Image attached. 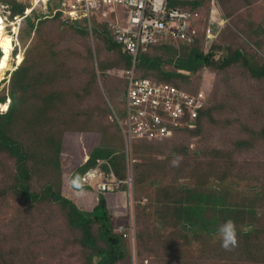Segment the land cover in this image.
I'll return each mask as SVG.
<instances>
[{"label": "rangeland", "instance_id": "obj_1", "mask_svg": "<svg viewBox=\"0 0 264 264\" xmlns=\"http://www.w3.org/2000/svg\"><path fill=\"white\" fill-rule=\"evenodd\" d=\"M214 2L232 20L233 27L234 24L242 27L244 40L248 42V33L252 39L261 37L260 44L264 45V0H238L237 3L233 0H210L206 3H209V10H212ZM202 9H205L204 3L200 6ZM0 11L3 14L1 7ZM49 12L43 9L40 14L44 16ZM110 13V17L118 19L121 27L131 28L132 11L127 6L116 5ZM236 14L241 19L237 20L240 21L237 24L234 22ZM93 19L95 21L96 18ZM13 22L18 23V33L10 34L14 52L21 45L23 49L18 55L14 53L11 69L0 76V97L9 94L13 72L24 58L28 62L37 58L34 49L27 51L25 45L28 43L19 42L22 20L17 18ZM53 24L47 30V36H58L57 31L64 30V41L56 42L50 51L39 52L47 59V65L39 72V76H46L43 83L37 86L40 88L41 85L45 90L29 96L41 115L29 108L20 115L16 111L11 112L13 117L9 122H6L8 118L0 117V128L4 134L29 153L28 185L32 193L40 195L38 201H33L18 192L17 159L0 146V264H99L97 251L83 246L82 231L70 226L68 209L54 199L45 197V189L50 186L55 192L61 190L63 196L82 211H92L99 205V192L77 188L71 182L73 173L85 163L87 155L94 148L112 155L114 162L111 169L116 178L120 179L116 172L126 176L131 172L136 175L138 171L142 182L153 176L165 182L158 191L154 190L148 195L144 192L148 193L154 188L153 180L144 188H139L135 183L132 192L126 186L115 192H106L110 211L118 225H124L125 216L133 213L139 231H143V235H137L132 244L129 239H123V244L129 248V258L117 264H264L263 213H248L245 208L230 210L228 215L232 220L239 219L240 225L262 224L254 235H246L244 239L238 237V247L226 251L217 232L214 235V232H206L207 229L218 230L225 222L224 212L216 210L213 214L209 213L207 223L216 221V224L204 229L198 226L192 235L188 230H195L190 226L186 228L187 232L181 230V226L186 225L183 223H193L192 220L184 212L180 213L175 205L178 192H207L218 183L221 175L231 180L239 190L243 186L247 188L253 185L254 190L264 186V78H256L249 69L251 65L241 60L225 71L205 68L189 80L170 76L177 87H198L205 75L207 79L217 78L216 88L223 85L219 91L221 107L215 110V117L209 122L205 121L197 132L182 131L171 140L164 137L160 139L162 142L150 146L137 143L135 139V146L129 151L115 121L117 115L120 126L121 121L123 125L129 121L127 100L125 109H119V104L121 106L125 101L127 83L123 72L126 66L123 54L119 49L110 51L104 43V36L95 37L96 33L91 34L80 25L81 22L65 24L57 20ZM194 24L203 25L198 22ZM82 30L88 34H83ZM86 42L88 47H92V52L88 51L87 54L83 50ZM261 47L247 55L256 65L264 63V47ZM154 54L160 53L156 50ZM172 69L168 66L167 71ZM117 71H121V75L116 74ZM155 71L144 69L140 73L157 79L168 78ZM225 79L229 81L228 86L223 82ZM96 84L99 85L98 92L90 89ZM7 107L8 104H0V110ZM114 112L117 113L115 117ZM176 151L181 152L180 157L172 154ZM257 151L260 155L257 161L262 162L259 171L248 169L246 172ZM147 152H151L154 162H146L150 159ZM170 154L172 157L166 159ZM177 158L180 160L179 166L173 167L172 161ZM140 165L144 166L139 169ZM153 166V170L148 169ZM226 178L223 179L227 188H233ZM230 198L228 192L227 203ZM150 203L148 209L153 206L151 213L155 215H140ZM231 206L235 207L234 204ZM153 217L164 221L168 231L174 230L175 236L167 240L157 237L150 226ZM102 231L103 226L95 225L96 239L102 247H106ZM144 235L146 237L142 240ZM182 258L184 260L180 262Z\"/></svg>", "mask_w": 264, "mask_h": 264}, {"label": "trees", "instance_id": "obj_2", "mask_svg": "<svg viewBox=\"0 0 264 264\" xmlns=\"http://www.w3.org/2000/svg\"><path fill=\"white\" fill-rule=\"evenodd\" d=\"M233 1L237 3L238 0ZM62 2L63 0H50L47 9L50 12L49 14L42 16L40 14V11L42 10L40 7H37L36 9L32 10L30 14H27V11L29 10L31 4L30 0H0L2 12L5 18L8 19V21H13L16 16L25 17V23H22L19 29L18 39L20 44L21 42L28 43V45H25L27 47V51L34 49L36 53L35 57H37L32 62H28L27 59L24 58L23 63L18 66L17 69L13 72L9 94L7 96L4 95L3 97H0V104H8L7 109L0 110V117L8 118L6 122H9L10 118L13 117L10 115L11 112L14 113V111H16L20 115L21 112L23 113L24 110L27 111L29 110V108L31 110H34L37 114L41 115L38 109H35V104L31 103V99L29 98V96L31 94L43 92L45 90H43V87L41 85L40 88L37 86L38 84L43 83V79L46 76V74L39 76V72L43 71V69L47 65V59H44L39 52L44 50L50 51V49L54 47V44H56V42L62 43L64 41V30L61 32L58 30V36H47V30L49 28H52L54 26L53 23L57 20L65 24H78V22H81L80 25L88 29L91 34H93L94 32L96 33L95 37L104 36V43L107 45L110 51H114L115 49H119L121 51L126 62L125 70H123V72L125 74L124 79L127 80V83L125 84V101L121 104V106L119 104V109H125V102L127 100L126 98L128 93V76L130 70L134 67V56L127 51L124 45L116 41L113 31L110 30L105 21L96 19L94 21L93 18L91 19L90 23L87 18H82L79 21H70L67 18L66 14L61 10ZM207 2H210V0H169V8H179L182 10H190L192 12L198 11L201 12L204 16H208L209 3L206 4ZM203 3L205 4V9L200 10V6ZM234 12L232 14H235ZM238 18L239 16L236 14V17L234 18V22L236 24L240 22L237 20H241ZM35 20H37V22H35ZM93 23V28H98L97 31H94V29L92 28ZM234 27L231 20V25H228L221 32L212 49H208L206 47V38L203 34H201L198 40L192 44L176 41L173 39H162L160 43L151 46L149 51H141L139 53L136 66L137 74L142 78H151L154 80L168 82H171L170 76L174 78H186L189 80L193 79L196 74L200 73L199 71H204L205 68L210 67L215 68V70L218 71H225L227 70V68L235 66V64L238 63L239 60H241L244 64L248 66L251 65L249 66V69L256 78H264V63H262L263 65H256V63L254 64L252 60L247 56L251 51L253 52L258 49L259 46L264 47V45L260 44L261 37H259L258 39H252L251 36L248 35L247 31V42L241 36V32L243 33L242 27H237L235 24ZM82 33L88 34L86 30H82ZM22 49L23 48L21 45V48H16L14 53L18 55L19 51L21 52ZM83 50L87 54L88 51L92 52V47H88L86 42ZM156 50L160 54L155 55L154 51ZM1 55L2 54L0 49V57ZM216 55H220V58H216ZM168 66L173 67L172 71H167ZM144 69H155V72L166 75L168 77V80L164 78L157 79L144 74L141 75L140 72ZM116 74L121 75V71H117ZM206 77L208 76L205 75L203 83H201L198 87L194 85H192V87L179 86L181 88H186L191 92H198L199 90L204 89L209 95V101L198 119H185L183 121V125L171 128V133L167 137V140L173 139L176 134L178 135L182 131L191 130V132H197V129H199V127L203 125L205 121L209 122L215 117V110L221 107V96L219 91L222 90L223 85L217 89L215 85L217 78L207 79ZM200 80L201 76L199 81ZM223 82L228 86V79H225ZM190 83L193 84V82L191 81ZM90 89L98 92L99 85H93L92 88L90 87ZM23 96H25V100H23ZM115 113L116 112H114V117L117 114ZM117 116L115 118V121L119 126V134L125 140L122 128L117 120ZM6 126L7 123L5 124V127ZM1 132L2 134H0V146L2 150H8L17 159V176L20 180V184L17 186L18 192L22 196H25L26 199L28 198L29 200L31 199L33 201H38L40 195L32 193L28 185V163L30 159L29 153L26 152V150H24L22 146L7 137L4 134L2 128H0V133ZM159 141L162 142L161 140L156 139H139L137 143H143L146 144V146H150L156 145V143H158ZM172 154H174L175 157H180L179 154H181V152L176 151ZM172 154H170L166 159L171 158ZM147 155H150V159L146 160V162H154V160L151 159V152H147ZM87 156L88 159L85 164L80 166L75 171V173H73L71 182L73 183V181L78 180L79 186H76L77 188H86L99 192V205H97L92 211H82L69 199L65 198L61 193V190L55 192L54 188L50 186L45 189V197L54 199L64 208L68 209V221L70 226L73 229L82 231L83 246L88 249L97 251V254L100 257L99 264H117L118 262H122L129 258V248L123 244V242H125L124 240L127 241V239L123 236V234L119 233L118 228L120 224L118 225V221L116 222V217L113 216V214L109 210L108 200L106 199L105 192L100 189L101 183L116 181V174H114L111 169V164L114 161H112V155L110 153L103 152L100 148H94ZM259 157L260 155L257 151L252 156V163H249L246 172L248 171V169L254 172L259 171V168L262 165L261 161H257ZM85 158L86 157H84L83 159ZM136 162L137 160L135 159L134 163ZM143 166L144 165H140L139 169H141ZM91 168H98L99 176L92 183H86L82 180V177ZM154 168L155 166L148 169L153 170ZM61 173L63 176V172ZM116 173L120 175V180L126 181L128 179L129 175L126 174V176H124V174H119L118 172ZM135 173L137 175L138 171H136ZM136 175L135 183L139 186V188H144L146 184H149L153 180L154 188L151 189L148 193L144 192V194L147 195L154 190L158 191L159 188L165 184L163 180H158L154 178L153 175V177H150L148 181L143 182L139 179V176ZM223 178L226 177L221 175L217 180L218 183L211 186L207 192L198 191L197 193V191L193 192V190H184L176 194L175 205L177 206L178 211L180 213L184 212L186 216L188 215L193 222L183 223L186 224L184 226H181V230L183 232H187L186 228L190 226L195 231L188 230V233H191L193 235L196 232L198 226H201L204 229L206 228L205 226L216 224V221L207 223V220H209L208 214H213L216 210H220L225 213L226 218L224 219V221L232 218L228 215V213L233 208H235V211H237V208H245V211H247L248 213L250 212L252 214H258L260 212L264 214V186L256 190H254L253 185H250L247 188L243 186V189L239 190L231 180L226 178L229 184H232L234 186L233 188H227L226 182ZM62 184L63 179L61 182V186ZM126 187L128 186L126 185ZM228 192L231 194V198L227 203L226 200ZM193 197L196 198L193 199ZM232 204H234L235 207H232ZM150 205L151 203L147 206V210H145L146 207L142 210L140 215L142 213H151L153 206L151 209H148ZM156 215L159 216V214ZM233 221L237 226L238 237L243 239L246 235H254L262 224L244 223L240 225L239 219ZM261 221L264 222V219H261ZM95 225L103 226L102 237L103 240H106V247H102L98 243L94 232ZM129 225L130 216L127 215L125 224L123 226L129 227ZM150 226L153 228V233L163 240H167L172 238V236H175L174 230L168 231V227L160 218L153 217ZM142 232V230L139 231L137 224V235L142 236ZM206 232L209 234L210 232H214V235L216 232L218 233V230L210 231L207 229ZM145 237L146 235L142 237V240H144ZM130 244H132L131 241ZM157 244L159 245V243ZM183 260L184 259L182 258L180 262H182Z\"/></svg>", "mask_w": 264, "mask_h": 264}, {"label": "built area", "instance_id": "obj_3", "mask_svg": "<svg viewBox=\"0 0 264 264\" xmlns=\"http://www.w3.org/2000/svg\"><path fill=\"white\" fill-rule=\"evenodd\" d=\"M42 1L47 8L49 0ZM116 5L127 6L132 11L131 28L121 27L117 18H110V12ZM61 10L70 21L87 18L90 23L93 17L106 21L116 41L134 56V68L137 66L139 53L148 51L162 39L192 44L202 31L206 33L209 43L218 38L220 30L228 22L221 16L223 12L216 7L215 2L208 17L198 11L170 9L169 0H63ZM204 21H207V26L194 24ZM128 79L126 107L129 121L127 125H123L121 121V128L129 151L132 150L135 139L160 140L169 136L171 128L183 125L185 119H198L209 101L205 90L189 92L176 85L137 77L136 70H133ZM98 176V168L90 169L82 180L92 183ZM121 183L119 181L118 186ZM100 186L103 191H113L115 187L108 184ZM118 231L134 242L137 238L135 217L132 215L129 227L121 226Z\"/></svg>", "mask_w": 264, "mask_h": 264}, {"label": "clouds", "instance_id": "obj_4", "mask_svg": "<svg viewBox=\"0 0 264 264\" xmlns=\"http://www.w3.org/2000/svg\"><path fill=\"white\" fill-rule=\"evenodd\" d=\"M34 0H30V3H32ZM36 1V0H35ZM34 1V4H31L30 5V7H31V9L29 8V10L27 11V14H30V12L32 11V10H34V9H36L37 7H40L42 10L43 9H45V10H47L48 9V3H49V1H48V3H47V8H45L44 7V3H43V1H39V2H35ZM0 7H1V5H0ZM210 11V10H209ZM208 16H209V13H208ZM207 15H205V17H208ZM222 17H224V18H226L227 20H228V22L225 24V26L220 30L221 32L228 26V25H231V21L228 19V17L226 16V15H224V14H222L221 15ZM5 17V16H4ZM17 18L19 19V20H22V23L25 21L24 20V18L25 17H20V16H16L15 18H14V20L16 21L17 20ZM13 21H10V23H12ZM203 24H205V26H207L208 25V23H207V21H204L203 22ZM221 32H220V34H221ZM201 34H203L204 36H205V38H206V33L205 32H200V35ZM220 34H219V36H220ZM199 35V36H200ZM219 36H218V38H219ZM199 38V37H198ZM198 38H197V40H198ZM218 38H216L214 41H211V42H207V38H206V47L208 48V49H212V47H213V45L215 44V42H216V40L218 39ZM196 40V41H197ZM218 57H220V55H216V58H218ZM133 70H136V76L137 77H140L138 74H137V69L136 68H133ZM129 78V77H128ZM142 78V77H141ZM149 79H151V78H149ZM152 81H156V82H164V83H168V84H172V85H174L173 83H171V82H168V81H160V80H154V79H151ZM128 88H129V79H128ZM179 88H181V87H179ZM181 89H183V90H186V91H189V92H191L190 90H188V89H186V88H181ZM202 90H204V89H202ZM206 91V90H205ZM207 92V91H206ZM128 94V93H127ZM117 118H118V116H117ZM125 137V136H124ZM138 140V139H137ZM125 142H126V138H125ZM126 145H127V142H126ZM133 147H132V149L134 148V146H135V140H133ZM127 150H128V146H127ZM128 152V151H127ZM132 155V154H131ZM130 155V156H131ZM179 163H180V160H179V158H177V159H174L173 161H172V166L173 167H178L179 166ZM91 169H95V168H91ZM90 170V169H89ZM99 170V169H98ZM85 175V174H84ZM95 181V180H94ZM119 181H122V180H120V179H116V181L115 182H103V183H101V184H108V185H113V186H115V187H113L114 189H113V191H108V192H115V190H118V189H121V188H123L124 186H128L127 188H128V190H130V192H132V190H133V188H134V186H135V175L133 174V172H131L130 174H129V176H128V179L126 180V181H122V183L118 186V184H119ZM73 184L75 185V186H79V184H78V180H76V181H73ZM100 184V185H101ZM100 189H101V186H100ZM102 190V189H101ZM103 191V190H102ZM103 192H105V194H106V192L107 191H103ZM128 215L130 216V221H131V217H132V215H133V213L131 214V213H128ZM133 217H134V215H133ZM135 222H136V226H137V221H136V219H135ZM121 226H123V225H121ZM121 226H119V227H121ZM125 227V226H124ZM121 234V233H120ZM218 234H219V236H220V238H221V246L226 250V251H231V250H233L234 248H236V247H238V245H239V238H238V231H237V226H236V224H235V222L232 220V219H228V220H226L223 224H221L219 227H218ZM130 241V240H129ZM131 243H133L132 241H131Z\"/></svg>", "mask_w": 264, "mask_h": 264}, {"label": "bare ground", "instance_id": "obj_5", "mask_svg": "<svg viewBox=\"0 0 264 264\" xmlns=\"http://www.w3.org/2000/svg\"><path fill=\"white\" fill-rule=\"evenodd\" d=\"M17 26V22L10 23L0 11V48L2 52L0 76L5 75L11 69V61L14 58V43L10 34L16 35L18 33ZM8 28H10V31Z\"/></svg>", "mask_w": 264, "mask_h": 264}, {"label": "crops", "instance_id": "obj_6", "mask_svg": "<svg viewBox=\"0 0 264 264\" xmlns=\"http://www.w3.org/2000/svg\"><path fill=\"white\" fill-rule=\"evenodd\" d=\"M108 17H109V16H108ZM110 18H111V17H110ZM112 18H113V17H112ZM96 20H99V19H98V18H96ZM103 21H104V20H103ZM105 22H106V21H105ZM106 24L108 25V23H107V22H106ZM149 50H150V49H149ZM149 50H148V51H149ZM133 68H134V67H133ZM133 68L130 70V73H129V75H130L131 73H133ZM128 77H129V76H128ZM127 95H128V94H127ZM87 159H88V158H87ZM87 159H86V161H87ZM86 161H85V162H86ZM84 164H85V163H84ZM108 205H109V204H108ZM109 210H110V208H109ZM110 212H111V211H110ZM122 217H123V216H122ZM125 217H127V216H125ZM123 219H124V217H123ZM123 219H122V220H123Z\"/></svg>", "mask_w": 264, "mask_h": 264}]
</instances>
